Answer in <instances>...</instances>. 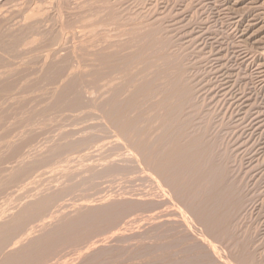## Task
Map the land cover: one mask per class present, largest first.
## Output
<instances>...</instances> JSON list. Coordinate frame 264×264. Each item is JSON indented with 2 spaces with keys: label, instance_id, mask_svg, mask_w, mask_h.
<instances>
[{
  "label": "rangeland",
  "instance_id": "rangeland-1",
  "mask_svg": "<svg viewBox=\"0 0 264 264\" xmlns=\"http://www.w3.org/2000/svg\"><path fill=\"white\" fill-rule=\"evenodd\" d=\"M0 180V264H264V0H0Z\"/></svg>",
  "mask_w": 264,
  "mask_h": 264
},
{
  "label": "bare ground",
  "instance_id": "bare-ground-1",
  "mask_svg": "<svg viewBox=\"0 0 264 264\" xmlns=\"http://www.w3.org/2000/svg\"><path fill=\"white\" fill-rule=\"evenodd\" d=\"M154 37H155V36H154ZM139 38H140V37H139ZM147 38H148V37H147ZM143 41H144V40H143ZM150 43H151V42H150ZM152 44H153V43H152ZM142 51H143V50H142ZM140 52H141V51H140ZM144 53H145V51H144ZM144 53H143V54H144ZM148 53H149V52H148ZM160 53H161V52H160ZM140 54H141V53H140ZM143 54H141V55H143ZM146 54H147V53H146ZM153 54H154V53H153ZM153 54H152V55H153ZM160 56H161V55H160ZM130 57H131V56H130ZM146 57H147V56H146ZM151 57H152V56H151ZM155 59H156V58H155ZM171 59H172V58H171ZM149 60H150V59H149ZM149 60H148V62H149ZM152 60H153V58H152ZM148 62H147V63H148ZM158 62H160V61H158ZM145 63H146V62H145ZM147 63H146V65H147V67H148V64H149V63H148V64H147ZM169 63H170V62H169ZM151 64H153V63H151ZM159 64H160V63H159ZM146 65H144V67H145ZM166 65H168V64H166ZM141 66H142V65H141ZM180 66H181V65H180ZM149 67H151L150 64H149ZM161 67H162V66H161ZM168 67H169V66H168ZM172 68H173V66H172ZM174 68H176V67L174 66ZM138 69H139V68H138ZM142 69H143V68H142ZM145 69H147V68H145ZM149 69H150V68H149ZM149 69H148V70H149ZM168 69H169V68H168ZM154 70H155V69H154ZM154 70H153V72H154ZM158 70H159V69H158ZM158 70H156V72H157ZM166 70H167V69H166ZM171 70H172V69H171ZM171 70H169V71H171ZM181 70H182V69H181ZM169 71H168V72H169ZM173 71H174V70H173ZM137 72H138V71H137ZM144 72H145V71H144ZM148 72H150V71H148ZM159 72L163 73L164 71L159 70ZM174 72H175V71H174ZM174 72H172V73L175 74ZM177 72H178V71H176V73H177ZM150 73H151V72H150ZM154 73H155V72H154ZM140 74H141V73H140ZM146 74H147V73H146ZM155 74H156V73H155ZM155 74H154V76H155ZM163 74H164V73H163ZM166 74H167V73H166ZM173 74H172V75H173ZM151 75H153V74H150V76H151ZM157 75H158V73H157ZM169 75H170V73H169ZM176 75H177V77H178L179 74L177 73ZM154 76H153V77H154ZM158 76H159V75H158ZM158 76H156V78H157ZM165 76H166V75H165ZM170 76H171V75H170ZM170 76H166V78L168 79ZM173 76H175V75H173ZM173 76H172V77H173ZM179 76H180V75H179ZM151 77H152V76H151ZM159 77H160V76H159ZM172 77H171V78H172ZM173 78H174V77H173ZM152 79H153V78H152ZM154 79H155V77H154ZM174 79H176V78H174ZM155 80H156V79H155ZM169 81H170V79H169ZM150 82H151V81H150ZM150 82L148 81L149 85H150ZM170 82H171V81H170ZM178 82H180V80H179V81L177 80V83H178ZM139 83H140V82H139ZM151 83L153 84V82H151ZM157 83H158V82H156V84H157ZM186 83H187V82H186ZM170 84H171V83H170ZM172 84H174V83H172ZM158 85H159V84H158ZM158 85H156V86H158ZM174 85H175V84H174ZM174 85H173V86H174ZM178 85H179V84H178ZM109 86H110V85H109ZM140 86H141V85H140ZM153 86H154V85H153ZM153 86H152V87H153ZM159 86H160V85H159ZM175 86H176V85H175ZM165 87H166V86H165ZM167 87H168V86H167ZM136 88H137V87H136ZM140 88H143V87H140ZM158 88H159V87H158ZM173 88H175V87H173ZM177 88H179V87H176L175 89H177ZM183 88H184V87H183ZM160 89H161V88H160ZM163 89H166V88H163ZM156 90H157V89H156ZM167 90L170 91V87H169ZM172 90H173V89H172ZM172 90H171V92H172ZM177 90H178V89H177ZM141 91H142V90H141ZM157 91H158V90H157ZM159 91H161V90H159ZM173 91H174V90H173ZM179 91H180V89H179ZM188 91H189V90H188ZM139 92H140V91H139ZM176 92H177V91H175V93H176ZM117 93H118V92H117ZM142 93H143V92H142ZM163 93H164V92H163ZM169 93H170V92H169ZM173 93H174V92H173ZM185 93H186V91H185ZM185 93H182V94L186 95ZM160 94H161V93H160ZM165 94H166V93H165ZM178 94H181V93H178ZM182 94H181V95H182ZM138 95H139V94H138ZM149 95H150V94H149ZM162 95H163V94H162ZM166 95H167V94H166ZM184 95H183V96H184ZM141 96L144 97L143 95H141ZM170 96H171V94H170ZM170 96H169V97H170ZM188 96H189V94L187 93V97L185 96V98L189 99ZM191 96H192V95H191ZM148 97H149V96H148ZM161 97H162V100H161V99H160V100H161V102H162V101H164L165 99H163V96H161ZM161 97H160V98H161ZM164 97H165V96H164ZM166 97H167V96H166ZM174 97H175V96H174ZM180 97H181V99H182V96H180ZM158 98H159V97H158ZM158 98H156V100H157ZM190 98H191V97H190ZM116 99H117V98H116ZM143 99H144V98H143ZM146 99H148V98H146ZM146 99H145V100H146ZM167 99H168V97H167ZM167 99H166V100H167ZM187 99H186V100H187ZM166 100H165V101H166ZM169 100H171V99H169ZM183 100H185V99H183ZM189 100H190V99H189ZM114 101H115V100H114ZM119 101H120V100H119ZM123 101H125V100H123ZM177 101H178V100H177ZM187 101H188V100H187ZM142 102H143V101H142ZM156 102H157V101H156ZM166 102H168V101H166ZM172 102H173V100H172ZM174 102H175V101H174ZM109 103H110V102H109ZM124 103H125V102H124ZM157 103H159V105H161V104H163L164 102L161 103V104H160V102H157ZM157 103H156V104H157ZM182 103H183V101H182ZM188 103H189V102H188ZM196 103H197V102H196ZM121 104H123V103H121ZM149 104H150V103H149ZM149 104H148V105H149ZM165 104H166V103H165ZM172 104H173V103H171V105H172ZM117 105H118V104H117ZM119 105H120V104H119ZM142 105H143V104H142ZM152 105H153V104H152ZM171 105H170V106H171ZM181 105H182V104H181ZM126 106H127V105H126ZM126 106H125V107H126ZM162 106H163V105H162ZM162 106H161V107H162ZM164 106H165V105H164ZM175 106H176V103H175ZM108 107H109V106H108ZM114 107H115V106H114ZM119 107L121 108V106H119ZM122 107H124V106L122 105ZM149 107H150V106H149ZM156 107H157V106H156ZM156 107H155V108H156ZM165 107H166V106H165ZM167 107H168V104H167ZM115 108H116V107H115ZM145 108H146V107H145ZM168 108H169V112H170V110H171V111L173 110V109L170 108V107H168ZM174 108H175V107H174ZM183 108H184V107H183ZM113 109H114V108H113ZM124 109H125V108H124ZM146 109H147V108H146ZM152 109H153V108H152ZM152 109H151V110H152ZM159 109H160V108H159ZM165 109H166V108H165ZM104 110H105V109H104ZM118 110H119V109H118ZM122 110H123V109H122ZM125 110H126V109H125ZM128 110H129V109H128ZM144 110H145V109H144ZM147 110H148V109H147ZM155 110H157V109H155ZM183 110H184V109H183ZM111 111H113V112H114L113 114H115V111H116V110H115V111H114V110H111ZM120 111H121V110H120ZM123 111H124V110H123ZM142 111H143V110H142ZM149 111H150V110H149ZM149 111H147V113H149ZM158 111H159V110H158ZM158 111H157V113H158ZM161 111H162V110H161ZM161 111H160V112H161ZM173 111H175V109H174ZM197 111H198V110H197ZM151 112H153V111H151ZM151 112H150V113H151ZM164 112H165V111H164ZM164 112H163V113H164ZM166 112H167V111H166ZM144 113H146V112H144ZM163 113H162V115H163ZM171 113H172V112H171ZM173 113H174V112H173ZM176 113H177V112H176ZM196 113H197V112H196ZM106 114H107V113H106ZM111 114H112V113H111ZM158 114L160 115V113H158ZM174 114H175V113H174ZM109 115H110V114H109ZM117 115H118V114H117ZM148 115H149V114H148ZM168 115H169V113H168ZM168 115H167V116H168ZM163 116H164V115H163ZM163 116H162V117H163ZM167 116H166V117H167ZM170 116H171V115H170ZM175 116H176V114H175ZM178 116H179V115H178ZM154 117H155V116H154ZM156 117H158V116H156ZM159 117H160V116H159ZM168 117H169V116H168ZM114 118L117 119L116 116H115ZM145 118H146V116H145ZM148 118H149V116H148ZM148 118H147V119H148ZM176 118H177V116H176ZM112 119H113V118H112ZM112 119H111V123H112ZM151 119H152V116H151ZM169 119L171 120V117H169L168 120H169ZM127 120H128V118H127ZM149 120H150V119H149ZM155 120H156V118H155ZM157 120H159V119H157ZM164 120H165V119L163 118V121H164ZM166 120H167V119H166ZM166 120H165V121H166ZM116 121H117V120H116ZM116 121H113V122H116ZM147 121H148V120H147ZM163 121H162V122H163ZM175 121H176V120H175ZM175 121H174V123H175ZM149 122L151 123V121H149ZM156 122H157V121H156ZM116 123H117V125H118V122H116ZM129 123H130V122H129ZM135 123H136V122H135ZM147 123H148V122H147ZM152 123H153V122H152ZM157 123H158V122H157ZM163 123H164V122H163ZM163 123H162V124H163ZM168 123H169V122H168ZM171 123H172V122H171ZM174 123H173V124H174ZM176 123H177V122H176ZM158 124H160V122H159ZM164 124H165V123H164ZM114 125H115V124H114ZM149 125H150V124H149ZM151 126H152V125H151ZM156 126H157V125H156ZM165 126H166V124H165ZM168 126H169V125H168ZM170 126H171V125H170ZM172 126H173V125H172ZM183 126H184V125H183ZM187 126H188V125H187ZM128 127H130V125H129ZM176 127H177V126H176ZM189 127H190V126H189ZM122 128H123V127H122ZM126 128H127V127H126ZM149 128H150V127H149ZM159 128H160V127H159ZM139 129H140V131H141V128H139ZM152 129H153V128H152ZM154 129H155V128H154ZM148 130H149V129H148ZM160 130L163 131L161 128H160ZM169 130H170V129H169ZM173 130H174V128H173ZM173 130L171 129L170 131H173ZM123 131H124V130H123ZM170 131H169V132H170ZM192 131H193V130H192ZM148 132H149V131H148ZM173 132H174V131H173ZM175 132H176V131H175ZM175 132H174V133H175ZM135 133H136V132H135ZM141 133H142V132H141ZM144 133H145V132H144ZM130 134H131V133H130ZM175 134H177V133H175ZM175 134H174V135H175ZM131 135H132V134H131ZM136 135H137V133H136ZM145 135H146V134H145ZM145 135H144L143 138H145ZM190 135H191V134H190ZM147 136H149V135H147ZM147 136H146V137H147ZM154 136H156V135H154ZM170 136H171V135H170V133H169L168 137L170 138ZM172 136H173V135H172ZM177 136H178V135H177ZM177 136H176V137H177ZM179 136H180V135H179ZM203 136H205V135H203ZM206 136H207V135H206ZM137 137H139V136H137ZM141 137H142V136H141ZM168 137H167V133H166V139H167L166 141L169 140ZM174 137H175V136H174ZM174 137H173V139L175 140L176 137H175V138H174ZM197 137H198V136H197ZM47 138H48V137H47ZM131 138H135V136H134V137L132 136ZM143 138H142L141 140H143ZM149 138H150V137H149ZM139 139H140V138H139ZM139 139H138V140H139ZM151 139H153V138H151ZM156 139H157V138H156ZM159 139H160V138H159ZM173 139H172V137H171V141H172ZM200 139H202L201 136L198 138V140H200ZM206 139H207V138H206ZM138 140H136V142H138ZM145 140H146V138H145ZM145 140H143V141H145ZM153 140H154V139H153ZM174 140H173V141H174ZM194 140L197 141V138L194 139ZM132 141H133V140H132ZM149 141H150V140H149ZM149 141H148V142H149ZM171 141L169 140L168 142H171ZM173 141H172V142H173ZM175 141H178V140L176 139ZM175 141H174V142H175ZM9 142H10V141H9ZM12 142H13V141H12ZM50 142H51V141H50ZM134 142H135V141H134ZM134 142H132V143H134ZM158 142H159V141H158ZM164 142H165V141H164ZM164 142H163V143H164ZM168 142H166V144H167ZM174 142H173V143H174ZM139 143H140V141H139ZM139 143H138V144H139ZM144 143H145V142H144ZM150 143H151V142H150ZM155 143H157V142H155ZM173 143H172V144H173ZM197 143H198V142H197ZM200 143H201V142H200ZM134 144H135V143H134ZM145 144H146V143H145ZM158 144H159V143H158ZM160 144H162V143H160ZM160 144H159V145H160ZM176 144H177V142H176ZM176 144L172 145L173 148H174L175 150H176V148H177ZM217 144H218V143H217ZM12 145H13V144H12ZM67 145H68V144H66L65 146H67ZM142 145H143V144H142ZM142 145H141V148H142V147L144 148V145H143V146H142ZM154 145H155V144H154ZM154 145H153V146H154ZM156 145H157V144H156ZM169 145H170V143H169L168 145H166V146L168 147ZM220 145H221V144H220ZM50 146H51V145H50ZM70 146H71V145H70ZM70 146H69V147H70ZM121 146H122V145H121ZM157 146H158V145H157ZM163 146H164V144H163ZM166 146H164V147H166ZM170 146H171V145H170ZM174 146H175V147H174ZM201 146H202V145H201ZM201 146H200V149H202V147H203V146H202V147H201ZM218 146H219V145H218ZM51 147H52V146H51ZM55 147H56V146H55ZM59 147H60V146H59ZM147 147H149V144H148ZM151 147H152V145H151ZM164 147H163V148H164ZM65 148H67V147H65ZM100 148H101V147H100ZM133 148H134V147H133ZM152 148H153V147H152ZM161 148H162V147H160V148H158V149H160V151H162ZM170 148H172V147H170ZM222 148H223V147H222ZM56 149H57V147H56ZM56 149L53 150V151H56ZM59 149H60V148H59ZM73 149H74V148H73ZM136 149H137V148H136ZM138 149H139V147H138ZM155 149H156V148H155ZM155 149H153V150H155ZM165 149H166V150H165ZM174 149H173V150H174ZM208 149H209V148H208ZM51 150H52V148H51ZM57 150H58V149H57ZM68 150H69V149H68ZM71 150H72V149H71ZM81 150H82V148H81ZM150 150H151V148H150ZM168 150H169V149H168ZM177 150H178V149H177ZM177 150H176V152H177ZM58 151H59V150H58ZM61 151H63V150L61 149ZM69 151H70V150H69ZM74 151H75V150H74ZM74 151H73V152H74ZM77 151H79V150H77ZM147 151H149L148 148H147ZM163 151H165V152H167V153L169 152V155H170V151H167V148H164ZM200 151H201V150H200ZM211 151H213V150L211 149ZM46 152H48V151H46ZM50 152H51V151H50ZM106 152H107V151H106ZM149 152H151V151H149ZM149 152H148V153H149ZM153 152H156V151H153ZM165 152H164V156H167V153H166V155H165ZM176 152H174L175 156H173L174 154H172L173 152H172V150H171V156L174 157L173 160L176 159V158H175V157H176ZM224 152H225V150H224ZM48 153H49V152H48ZM48 153H47V155H48ZM54 153H55V152H54ZM66 153H68V152H66ZM78 153H79V152H78ZM136 153H137V152H136ZM151 153H152V152H151ZM156 153L158 154V152H156ZM156 153H155V156H156ZM159 153H160V152H159ZM188 153H189V152H188ZM203 153H204V152H203ZM220 153H221V152H220ZM36 154H38V153H36ZM39 154H40V153H39ZM64 154H65V153H64ZM74 154H75V153H74ZM121 154H122V153H121ZM161 154H162V155H161ZM161 154H160V156H159V155H158V156H159L160 158H161V156H162V158H163V153H161ZM199 154H200V153H199ZM22 155H23V154H22ZM40 155H41V154H40ZM40 155H38V156H40ZM52 155H53V154H52ZM67 155H69V154H67ZM84 155H85V154H84ZM86 155H87V154H86ZM149 155H151V154L149 153ZM152 155L154 156V153H152ZM152 155H151V156H152ZM169 155H168V156H169ZM200 155H201V154H200ZM203 155H204V154H203ZM59 156L62 157V154H61V155L59 154ZM69 156H72V155H69ZM120 156H122V155H120ZM168 156H167V157H168ZM191 156H192V155H191ZM41 157H43V156H41ZM44 157H45V156H44ZM47 157H48V156H47ZM47 157H46V159H47ZM54 157L57 159V156H54ZM77 157H78V156H77ZM81 157H82V156H81ZM142 157H144V156H142ZM159 157H157V158H159ZM169 157H170V156H169ZM201 157H202V156H201ZM33 158H34V157H33ZM48 158H49V157H48ZM59 158H60V157H59ZM107 158H108V157H107ZM153 158H155V157H153ZM196 158H197V157H196ZM196 158H195V159H196ZM202 158H203V157H202ZM46 159H44V160H46ZM51 159H53V158H51ZM165 159H166V158L163 159L164 161H163V160H160V161H161V162H162V161L165 162ZM167 159L169 160V158H167ZM220 159H221V158H220ZM228 159H229V157H228ZM230 159H231V158H230ZM3 160H4V159H3ZM20 160H21V159H20ZM53 160H54V159H53ZM59 160H60V159H59ZM80 160H81V159H80ZM122 160H123V159H122ZM145 160H146V159H145ZM145 160H144V162L147 161V160H146V161H145ZM155 160H156V158H155ZM158 160H159V159H158ZM158 160H157V161H158ZM170 160H172V159H170ZM170 160H169V161H170ZM173 160H172V163H173ZM6 161H7V160H6ZM25 161H26V160H25ZM35 161H36V159H35ZM54 161H56V160H54ZM54 161H53V162H54ZM61 161L63 162V160H61ZM88 161H89V160H88ZM123 161H124V160H123ZM141 161H142V159H141ZM151 161H153V160H151ZM175 161H176V160H175ZM196 161H198V159H196ZM2 162H4V161H2ZM20 162H21V161H20ZM45 162H46V161H45ZM45 162H43V163H45ZM84 162H86V161H84ZM144 162H143V163H144ZM155 162H156V161H155ZM166 162H167V161H166ZM22 163H23V162H22ZM25 163H26V162H25ZM33 163H35V162H33ZM48 163H49V161H48ZM54 163H55V162H54ZM76 163H77V162H76ZM78 163H79V162H78ZM91 163H92V162H91ZM114 163H115V162H114ZM139 163H140V162H139ZM170 163H171V162H170ZM170 163L167 162V164H168L169 167L173 165L172 163H171L172 165H170ZM27 164H28V163H27ZM46 164H47V163H46ZM55 164H57V163H55ZM55 164H52V165L54 166ZM136 164H137V163H136ZM141 164H142V163H141ZM149 164L151 165L150 162H149ZM156 164H157V163H156ZM158 164L161 165L162 163H159V161H158ZM167 164L164 165V163H163V166L161 165V166H162V169L166 168V167H164V166H167ZM22 165H23V164H22ZM71 165H72V164H71ZM75 165H76V164H75ZM152 165H153V164H152ZM154 165H155V163H154ZM154 165H153V166H154ZM160 165H157V166L159 167ZM48 166H50V164H49ZM76 166H77V165H76ZM79 166H80V165H79ZM83 166H84V165H83ZM88 166H89V164H88ZM120 166H121V165H120ZM129 166H130V165H129ZM133 166H135V165L133 164ZM142 166H143V165H142ZM70 167H71V169H73L72 166H70ZM73 167H74V165H73ZM80 167H81V166H80ZM91 167H92V166H91ZM143 167H144V166H143ZM143 167H142V168H143ZM146 167H148V166H146ZM146 167H144V168H146ZM151 167H152V166H151ZM155 167H156V166H155ZM158 167H157V168H158ZM163 167H164V168H163ZM169 167H168L167 169H169ZM33 168H34V166H33ZM48 168H49V167H48ZM81 168H82V167H81ZM81 168H80V169H81ZM85 168H86V167H85ZM85 168H83V170H86ZM108 168H109V167H108ZM126 168H127V167H126ZM139 168H140V167H139ZM159 168H160V167H159ZM20 169H21V168H20ZM25 169H26V167H25ZM49 169H50V168H49ZM54 169H55V166H54ZM66 169H67V168H66ZM68 169H69V168H68ZM90 169L92 170L93 168H90ZM146 169H147V168H146ZM170 169H171V168H170ZM17 170H19V169H17ZM22 170H23V169H22ZM69 170H70V169H69ZM160 170H161V169H160ZM19 171H20V170H19ZM28 171H29V170H28ZM28 171H27V169H26V173H29ZM71 171H72V170H71ZM86 171H88V169H87ZM104 171H105V170H104ZM109 171H110V170H109ZM124 171H128V169H127V170H124ZM169 171H170V170H168V172H169ZM14 172H15V171H14ZM22 172H23V171H22ZM83 172H84V171H83ZM88 172H89V171H88ZM92 172H93V170H92ZM113 172H114V170H113ZM113 172H112V173H113ZM121 172H123V171H121ZM130 172H131V171H130ZM135 172H136V171H135ZM138 172H139V171H138ZM138 172H137V173H138ZM145 172H146V171H145ZM151 172H152V170H151ZM166 172H167V171H166ZM168 172H167V173H168ZM172 172H173V170H172ZM234 172H235V171H234ZM12 173H13V172H12ZM24 173H25V171H24ZM48 173H49V171H48ZM51 173H52V169H51ZM51 173H50V174H51ZM70 173L73 174L72 172H70ZM70 173H69V175H70ZM75 173H76V171H75ZM77 173H81V171H79V172H77ZM102 173H103V172H102ZM156 173H158V172H156ZM159 173H160V172H159ZM159 173H158L157 175H159ZM167 173L165 174V173L162 172L161 174H163V175L165 174V175L167 176V175H168ZM176 173H177V172H176ZM176 173H175V174H176ZM212 173H213V172H212ZM212 173H211V174H212ZM19 174H20V173H19ZM31 174H33V173H31ZM34 174H35V172H34ZM55 174H56V172H55ZM93 174H94V173H93ZM114 174H115V173H114ZM116 174L118 175V173H116ZM121 174H122V173H121ZM142 174H143V172H142ZM148 174H149V172H148ZM154 174H155V173H154ZM17 175H18V174H17ZM21 175H22V174H21ZM21 175H18V176H21ZM26 175H27V174H26ZM35 175H36V174H35ZM83 175H85V174H83ZM83 175H82V177H84ZM100 175H101V174H100ZM150 175H151V174H150ZM165 175H164V176H165ZM169 175H170V174H169ZM181 175H182V174H181ZM217 175H218V174H217ZM12 176H13V175H12ZM15 176H16V174H15ZM15 176H13L12 178H14ZM50 176H51V175H50ZM52 176H53V175H52ZM52 176H51V177H52ZM54 176H55V175H54ZM93 176H94V175H93ZM118 176H119V175H118ZM130 176H131V175H130ZM135 176H136V175H135ZM166 176H165V177H166ZM3 177H4V176H3ZM29 177H31V176H29ZM38 177H39V175H38ZM69 177H70V176H69ZM86 177H87V176H86ZM101 177H102V175H101ZM132 177H133V176H132ZM170 177H171V175H170ZM216 177H217V176H216ZM25 178H28V177H25ZM34 178H35V176H34ZM42 178H43V177H42ZM75 178H77V177H75ZM88 178H89V177H88ZM97 178H98V177H96L95 180H96ZM106 178H107V177H106ZM143 178H144V177H143ZM174 178H175V177H174ZM14 179H16V177H15ZM19 179H20V177H19ZM19 179H18V180H19ZM31 179H32V177H31ZM40 179H41V176H40ZM40 179H38V180H40ZM53 179H54V178H53ZM64 179H65V178H64ZM67 179H69V178H67ZM77 179H78V178H77ZM90 179H92V178H90ZM102 179H103V177H102ZM108 179H109V178H108ZM115 179H117V178H115ZM11 180H12V179H11ZM22 180H23V179H22ZM22 180H21V181H22ZM26 180H27V179H26ZM33 180H34V179H33ZM69 180H71V178H70ZM73 180H74V178H73ZM73 180H72V181H73ZM80 180H81V179H80ZM92 180H93V179H92ZM97 180H98V179H97ZM97 180H96V181H97ZM99 180H100V178H99ZM138 180H139V179H138ZM169 180H170V179H169ZM215 180H216V179H215ZM0 181H1V180H0ZM7 181H8V180H7ZM13 181H14V180H13ZM36 181H37V180H36ZM45 181H46V180H45ZM55 181H56V180H55ZM74 181H75V180H74ZM82 181H83V180H82ZM179 181H180V180H179ZM183 181H185V180H183ZM217 181H218V180H217ZM15 182H16V181H15ZM32 182H33V181H32ZM47 182H48V181H47ZM47 182H46V183H47ZM64 182H65V181H64ZM66 182H67V181H66ZM78 182H79V181H78ZM91 182H92V181H91ZM115 182H116V181H115ZM120 182H121V181H120ZM143 182L146 183V181H144V180H143ZM12 183H13V182H12ZM54 183H55V182H54ZM81 183H82V182H81ZM86 183H88V182H86ZM99 183H100V182H99ZM101 183H102V181H101ZM110 183H111V182H110ZM214 183H215V182H214ZM216 183H217V182H216ZM220 183H221V182H218L217 185H219ZM22 184H23V183H22ZM90 184H91V183H90ZM111 184H112V183H111ZM134 184H135V182H134ZM171 184H172V182H171ZM185 184H186V183H185ZM224 184H225V183H224ZM0 185H1V184H0ZM35 185H36V184H35ZM63 185H64V184H63ZM68 185H69V182H68ZM68 185H67V186H68ZM80 185H81V184H80ZM137 185H138V184H137ZM141 185H142V182H141ZM213 185H214V184H213ZM215 185H216V184H215ZM217 185H216V187H218ZM47 186H48V185H47ZM84 186H85V185H84ZM84 186H82V187H84ZM94 186H95V185H94ZM97 186H98V191H99V185L97 184ZM119 186H120V185H119ZM145 186H146V185H145ZM185 186H186V185H185ZM221 186H222V183H221ZM221 186H220V187H221ZM22 187H23V186H22ZM62 187L64 188V186H62ZM68 187H69V186H68ZM71 187H72V186H71ZM74 187H75V186H74ZM79 187H80V186H79ZM89 187H90V186H89ZM134 187H135V185H134ZM134 187H133L132 191L134 190ZM220 187H219V188H220ZM24 188H26V187H24ZM24 188H23V189H24ZM35 188H37V187L35 186ZM41 188H42V187H41ZM60 188H61V187H60ZM66 188H67V187H66ZM66 188H65V189H66ZM91 188H92V190L94 189L92 186H91ZM139 188H140V186H139ZM21 189H22V188H21ZM48 189H49V187H48ZM56 189H57V188H56ZM56 189H55V190H56ZM69 189H71V188H69ZM69 189H67V191H68ZM89 189H90V188H89ZM115 189H116V188H115ZM135 189L137 190V188H135ZM144 189H145V188H144ZM214 189H215V186H214ZM220 189H221V188H220ZM222 189H223V188H222ZM42 190H43V189H42ZM50 190H51V189H50ZM92 190H91V191H92ZM104 190H105V189H104ZM108 190H109V188H108ZM130 190H131V189H130ZM142 190H143V189H142ZM224 190H225V189H223V190H221V191H224ZM24 191H25V190H24ZM38 191H39V190H38ZM38 191H37V192H38ZM47 191H48V190H47ZM51 191H54V190H51ZM60 191H62V188L60 189ZM72 191H74V190L72 189ZM76 191H77V190H76ZM95 191H97V190H95ZM98 191L96 192V194L99 193ZM105 191H106V190H105ZM118 191H119V190H118ZM132 191H131V192H132ZM140 191H141V190H140ZM145 191H146V190H145ZM184 191H185V190H184ZM215 191H216V190H215ZM215 191H214V192H215ZM20 192H22V191H20ZM20 192H19V193H20ZM48 192H49V191H48ZM58 192H59V191H58ZM65 192H66V191H65ZM77 192H78V191H77ZM77 192H76V193H77ZM89 192H90V191H89ZM121 192H122V191H121ZM185 192H186V191H185ZM216 192H218V189H217ZM236 192H237V191H236ZM26 193H27V192H26ZM43 193H45V192H43ZM43 193H41V194H43ZM46 193H47V192H46ZM46 193H45V194H46ZM51 193H52V192H51ZM79 193H80V192H79ZM82 193H83V192H82ZM91 193H92V192H91ZM91 193H90V194H91ZM110 193H111V192H110ZM141 193H142V192H141ZM145 193L147 194V192H145ZM220 193H221V192L217 193L218 195L216 194V196H214V197H215V198H217V196L219 197V194H220ZM225 193H226V192H225ZM22 194H23V193H22ZM22 194H21V195H22ZM41 194H40V195H41ZM59 194H60V193H59ZM71 194H73V193H71ZM80 194H81V193H80ZM83 194H84V193H83ZM88 194H89V193H88ZM88 194H87V192H86L85 196L88 195ZM104 194H105V192H104ZM106 194H109V193L107 192ZM112 194H113V193H112ZM43 195H44V194H43ZM47 195H48V194H47ZM47 195H46V196H47ZM53 195H54V194H53ZM55 195H56V194H55ZM64 195H65V193H64ZM119 195H120V194H119ZM148 195H149V194H148ZM214 195H215V194H214ZM26 196H28V195L26 194ZM26 196H24V197H26ZM38 196H39V195H38ZM46 196H45V197H46ZM51 196H52V195H51ZM67 196H68V195H67ZM97 196H98V194H97ZM126 196H127V195H126ZM128 196H130V195L128 194ZM142 196H143V195H142ZM176 196H177V195H176ZM220 196H221L220 198H222V196H223L222 193H221ZM14 197H15V196H14ZM39 197H40V196H39ZM41 197H42V195H41ZM49 197H50V196H49ZM52 197H54V196H52ZM55 197H56V196H55ZM55 197H54V198H55ZM60 197H61V196H60ZM62 197H63V196H62ZM68 197H70V196H68ZM68 197H66V198H68ZM87 197H88V196H87ZM109 197H110V195H109ZM116 197H117V196H116ZM190 197H191V196H190ZM214 197H213V200H212V201H214ZM223 197H224V196H223ZM7 198H8V197H7ZM11 198H13V197H11ZM20 198H21V197H20ZM42 198H43V197H42ZM58 198H59V195H58ZM58 198H56V199H58ZM66 198H65V199H66ZM71 198H73V197H71ZM71 198H70V199H71ZM84 198H85V197H84ZM89 198H90V195H89ZM89 198H88V199H89ZM94 198H95V197H94ZM103 198H104V197H103ZM103 198H102V199H103ZM106 198H107V197H106ZM160 198H161V197H160ZM46 199H49V198H46ZM46 199H45V201H46ZM50 199H51L52 201L54 200L53 198H50ZM73 199H74V198H73ZM95 199H96V198H95ZM98 199H99V197H98ZM108 199H110V198H108ZM161 199H162V198H161ZM184 199H185V198H184ZM12 200H13V199H12ZM20 200H21V199H20ZM20 200H19V201H20ZM59 200H60V199H59ZM67 200H68V199H67ZM77 200H78V199H77ZM80 200H81V199H80ZM82 200H83V199H82ZM90 200H93V199L91 198ZM110 200H111V199H110ZM110 200H109V201H110ZM139 200H140V199H139ZM142 200H143V199H142ZM7 201H8V200H7ZM19 201L17 200V202H19ZM22 201H23V200H22ZM61 201H62V199H61ZM95 201H96V200H95ZM99 201H100V199H99ZM103 201H104V200H103ZM144 201H145V200H144ZM144 201H142V202H144ZM5 202H6V201H5ZM5 202H4V203H5ZM46 202H47V201H46ZM57 202H58V201H57ZM78 202H79V201H78ZM83 202H84V201H83ZM91 202L94 203L93 201H91ZM215 202H216V204H217L216 199H215L214 203H215ZM223 202H224V201H223ZM9 203H10V202H9ZM22 203H23V202H22ZM22 203H21V204H22ZM42 203H43V201H42ZM48 203H49V205H50L51 202L49 201ZM54 203H55V201H54ZM60 203H61V202H60ZM68 203H69V202H68ZM72 203H73V202H72ZM72 203H70V204H72ZM74 203H75V202H74ZM110 203H111V202H110ZM208 203H209V202H208ZM208 203H207V204H208ZM210 203H211V202H210ZM212 203H213V202H212ZM212 203H211V204H212ZM214 203H213V205H214ZM232 203H233L232 205H234V202H232ZM6 204H7V203H6ZM14 204H15V202H14ZM44 204H45V203H44ZM44 204H43V205H44ZM82 204H83V203H82ZM82 204H81V205H82ZM113 204H114V203H113ZM141 204H142V203H141ZM143 204H144V203H143ZM147 204H148V203H147ZM228 204H229V203H228ZM228 204H227V205H228ZM0 205H1V204H0ZM53 205H54V204H53ZM56 205H58V204H56ZM62 205H63V203H62ZM64 205H65V204H64ZM105 205H106V204H105ZM118 205H119V204H118ZM121 205H122V203H121ZM15 206H16V204H15ZM21 206H22V205H21ZM50 206H51V205H50ZM83 206H84V205H83ZM83 206H81V207H83ZM86 206H88V205H86ZM89 206H90V205H89ZM109 206H110V204H109ZM115 206H116V204H115ZM215 206H217V205H215ZM215 206H213V209H214ZM7 207L10 208V206H7ZM16 207L18 208L19 205L16 206ZM42 207H44V206H42ZM47 207H49V206H47V204H46V209H48ZM59 207H60V206H59ZM63 207H64V206H63ZM110 207H111V208H115V207H112V205H111ZM116 207H117V206H116ZM11 208H12V207H11ZM11 208H10V209H11ZM20 208H21V207H20ZM35 208H36V207H35ZM38 208H39V210H38V209H37V210L40 211V207H38ZM44 208H45V207H44ZM70 208H71V207H70ZM98 208H99V207H98ZM102 208H104V207H102ZM12 209H13V208H12ZM15 209H16V208H15ZM21 209H23V208H21ZM63 209H64V208H63ZM65 209H67V208H65ZM75 209H76V208H75ZM89 209L92 210V208H89ZM89 209H86L85 211H86V212H87V211L89 212ZM95 209H96V207H95ZM109 209H110V208H109ZM6 210H7V208H6ZM8 210H9V209H8ZM48 210L51 211L52 209H48ZM56 210H57V209H56ZM56 210H55V211H56ZM73 210H74V209H73ZM76 210H78V209H76ZM80 210H82V209H80ZM83 210H84V209H83ZM100 210H101V207H100ZM100 210H99V211H100ZM14 211H15V210H14ZM14 211H13V212H14ZM16 211H17V210H16ZM18 211L20 212V210H18ZM63 211L65 212V210H63ZM93 211H95L94 208H93ZM93 211H91V212H93ZM1 212H2V211H1ZM79 212H81V211H78V213H79ZM88 212H87L86 216L89 217L90 215H88V214L91 213V212H89V213H88ZM227 212H229V211H227ZM8 213L10 214V212H8ZM14 213H17V212H14ZM24 213H25V211L22 213V215H20V216H21L20 219L17 217V219L15 220L16 223H15V221L13 220V221H14L13 223H15L14 226L17 225V227H18V225H19V224H17V222H20V228H21V230L24 229V228L21 226V220H22V222H24V221H23L24 219H25V220L28 219V216L22 217V216L25 215ZM37 213L39 214V212H37ZM50 213L53 214L52 212H50ZM54 213H55V212H54ZM93 213H94V212H93ZM195 213H196V212H195ZM23 214H24V215H23ZM40 214H41V211H40ZM66 214H68V213H66ZM2 215H4V213H3ZM6 215H7V214H6ZM10 215H11V214H10ZM57 215H58V214H57ZM59 215H61V214L59 213ZM79 215H80V214H79ZM79 215H78L77 218L80 219V221L82 222L83 219H84V218L82 217L83 214L80 215V216L83 218L82 220H81V217H79ZM84 215H85V213H84ZM92 215H93V214H92ZM94 215H95V214H94ZM94 215H93V216H94ZM13 216H14V214H13ZM16 216H19V214H17ZM37 216H38V215H37ZM40 216H41V215H40ZM54 216H55V215H54ZM54 216H53V217H54ZM62 216H63V214H62ZM64 216H65V215H64ZM86 216H84V217H86ZM0 217H2V216H0ZM4 217H5V216H4ZM9 217H10V216H9ZM38 217H39V216H38ZM214 217H215V216H214ZM59 218H60V217H59ZM63 218H64V217H63ZM77 218H76V219H77ZM7 219H8V218H7ZM10 219H11V218H10ZM60 219H61V218H60ZM86 219L88 220L89 218L86 217L85 220H86ZM2 220H3V219H2ZM2 220H1V221H2ZM61 220H62V219H61ZM64 220H66V219H64ZM72 220H73V219H72ZM72 220H69V221L71 222ZM87 220H86V221H87ZM4 221H5V220H4ZM9 221H10V220H9ZM39 221H40V220H39ZM55 221H56V220H55ZM75 221L77 222L78 220H74V222H75ZM80 221H79V222H80ZM26 222H28V221L26 220ZM41 222H43V220H42ZM64 222H65V221H64ZM83 222H84V221H83ZM9 223H10V222H9ZM13 223H11L12 231H15V229H17V227L14 228L13 225H12ZM29 223H30V222H29ZM29 223H28V224H29ZM65 223H66V225H67L68 222H65ZM65 223H64V224H65ZM4 224H6V223H4ZM7 224H8V223H7ZM26 224H27V223H25V225H26ZM30 224H31V223H30ZM64 224H63V225H64ZM68 224H69V226H71V227H75V226H76V225L73 226V223H68ZM71 224H72V225H71ZM80 224H82V223H80ZM196 224H197V223H196ZM220 224H221V223H220ZM0 225H1V224H0ZM43 225H44V224H43ZM43 225H41V226H43ZM57 225H59V224H57ZM60 225H61V224H60ZM204 225H205V224H204ZM11 226H10V227H11ZM31 226H32V225H31ZM33 226H34V225H33ZM61 226H62V225H61ZM61 226H58V227H59L58 229H61V228H60ZM69 226H68V229H72V228H70ZM78 226H81V225H78ZM4 227H5V226H4ZM8 227H9V226H8ZM10 227H9V229H8L9 231H10ZM28 227H29V226H28ZM39 227H40V226H39ZM55 227H56V225H55ZM63 227H65V226H62V229H64ZM13 228H14V230H13ZM20 228L17 229V230H20ZM65 228H67V227H65ZM36 229H37V228H36ZM42 229H43V228H42ZM46 229H47V227H46ZM46 229H45V230H46ZM6 230H7V228L5 229V231H6ZM8 230H7V231H8ZM28 230H29V229H28ZM31 230H32V229H31ZM48 230H49V229H48ZM48 230H46V231H48ZM66 230H67V229H66ZM0 231L3 232V233H5V232L3 231V229L0 230ZM33 231H34V230H33ZM40 231H41V230H40ZM63 231H64V230H63ZM67 231H68V230H67ZM17 232H18V233H17ZM17 232H16V233L19 235V232H20V231H17ZM26 232H27V231H26ZM64 232H66V231H64ZM3 233H1V234H3ZM7 233H8V235H9V233L12 234L11 231H10V232H7ZM21 233H22V232H21ZM28 233H29V232H28ZM30 233H31V232H30ZM36 233H37V231H36ZM36 233H34V234H36ZM38 233H39V232H38ZM43 233H44V232H43ZM49 233L51 234V232H49ZM49 233H48V235H49ZM52 233H53V232H52ZM66 233H67V232H66ZM1 234H0V238H1ZM13 234H14V233H13ZM13 234H12V236H13ZM31 234H32V233H31ZM40 234H41V232H40ZM40 234H39V235H40ZM46 234H47V233H46ZM46 234H45V235H46ZM227 234H228V233H227ZM4 235H5V234L2 235V238H1V239H4V238H5ZM8 235H7V236H8ZM20 235H21V234H20ZM27 235H28V234H27ZM45 235H43V236L45 237ZM48 235H47V237H48ZM52 235L55 236V234H51V236L49 237V239H48L47 237L45 238V239H48L46 243H50L51 238H53L52 241L55 240V239H54V236H52ZM64 235H65V234H64ZM229 235H230V234H229ZM5 236H6V235H5ZM9 236H10V235H9ZM12 236H11V238H12ZM14 236H15V234H14ZM14 236H13V237H14ZM22 236H23V235H22ZM33 236H34V235H33ZM33 236H32V237H33ZM43 236H42V237H43ZM58 236L60 237L61 234H60V235L57 234V236H55V238H57ZM19 237H20V236H19ZM28 237H29V236H28ZM32 237H31V238H32ZM7 238H8V237H6V240H7ZM20 238H21V237H20ZM22 238H23V237H22ZM33 238H36V235H35ZM60 238H61V237H60ZM13 239H15V238H13ZM37 239H39V238H37ZM37 239H34V240H37ZM45 239H43V242H45ZM61 239H62V238H61ZM6 240L4 239V242H6ZM16 240H18V239H16ZM25 240H28V239H24V242H25ZM34 240H33V244H32V242H31L32 245H31L30 243H29L28 245H29V247H31V246H34V247H35V245H36L37 248H36V247H35V248L32 247V248H34V249H38V247H39L38 244H40V243L35 242ZM39 240H40V239H39ZM58 240H59V239H58ZM58 240H57V241H58ZM1 241H2V240H1ZM12 241H13V240H12ZM29 241H30V240H28V242H29ZM37 241H38V240H37ZM41 241H42V240H41ZM52 241H51V242H52ZM7 242H8V241H7ZM7 242H6V243H7ZM13 242H14V241H13ZM13 242H12V243H13ZM16 242H18V241H16ZM24 242H23V243H24ZM34 242H35V243H34ZM248 242H249V241H248ZM1 243H3V242H1ZM10 244H11V243H10ZM16 245H18V244H16ZM22 245H23V244H22ZM22 245L19 244V245H18L19 248H20ZM235 245H236V244H235ZM25 246H27V245H25ZM14 247H16V246H14ZM40 247H41L43 250L46 249V247H45V246H41V244H40ZM40 247H39V248H40ZM44 247H45V248H44ZM48 247H49V246H48ZM41 248H40V249H41ZM13 249H14V248H13ZM38 250H39V249H38ZM38 250H37V251H36V250H33V251L31 252L35 258L37 257V256H35V255L37 254ZM43 250H42V251H43ZM49 250H50V249H49ZM8 251H10V250H8ZM16 251H17V252H16ZM16 251H15V250L13 251V253H14V254H12L13 256H11V255L9 256V255H8V256L5 257L4 264L9 263V262L11 261L12 258H14L15 256H19V255H20V256L22 255L21 258H22V260H23V259H24L23 256H27V255L30 254V253H28V252L31 251V248L28 249V247H25V248H22V249H19V250H16ZM34 251L36 252L35 255H34V253H35ZM39 251H40V250H39ZM46 251L49 252L48 249H46ZM5 252H6V251H5ZM15 252H16V253H15ZM33 252H34V253H33ZM47 252H43V253H44V254H45V253L47 254ZM39 254H40V253H39ZM44 254H42V256H40V257H41V258L44 257V256H45ZM43 255H44V256H43ZM50 255H51V252H50ZM20 256H19V257H20ZM47 256H48V254H47ZM53 256H54V255H53ZM249 256H250V255H249ZM19 257H18V259H17V263L19 262V261H18V260H19ZM40 257H39V258H40ZM45 257H46V256H45ZM45 257H44V258H45ZM25 258L27 259V257H25ZM31 258H32V255H31ZM41 258H40V259H41ZM44 258H43V259H44ZM49 258H50V256H49ZM36 259H37V258H36ZM43 259H41V260H43ZM24 260H25V259H24ZM24 260H23V261H24ZM32 260H35V259H34V258L31 259V262H32ZM37 260H39V259H37ZM37 260H35V262H33V263H36ZM44 260H45V259H44ZM44 260H43V261H44ZM53 260H54V259H53ZM62 260H63V259H62ZM28 261H29V260H28ZM49 261H50V260H49ZM31 262L29 261V262H27V263H31ZM41 262H42V261H41ZM41 262H40V260L37 261V263H41ZM44 262L46 263V261H44ZM53 262H54V261H53ZM33 263H31V264H33ZM37 263H36V264H37ZM42 263H43V262H42ZM18 264H19V263H18ZM47 264H48V263H47Z\"/></svg>",
  "mask_w": 264,
  "mask_h": 264
}]
</instances>
